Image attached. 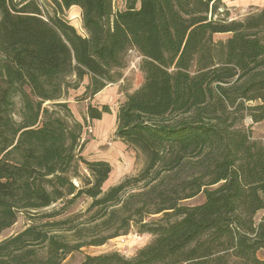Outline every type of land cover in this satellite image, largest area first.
Instances as JSON below:
<instances>
[{
    "label": "trees",
    "instance_id": "trees-1",
    "mask_svg": "<svg viewBox=\"0 0 264 264\" xmlns=\"http://www.w3.org/2000/svg\"><path fill=\"white\" fill-rule=\"evenodd\" d=\"M50 1L46 18L38 0H0V235L30 222L0 242V264H63L133 231L153 238L133 257L80 264H264V142L243 124L264 122V8L235 20L223 0ZM131 51L143 83L116 136L143 166L108 186L112 165L82 155L85 126L61 101L70 77L91 98L122 80Z\"/></svg>",
    "mask_w": 264,
    "mask_h": 264
},
{
    "label": "rangeland",
    "instance_id": "rangeland-1",
    "mask_svg": "<svg viewBox=\"0 0 264 264\" xmlns=\"http://www.w3.org/2000/svg\"><path fill=\"white\" fill-rule=\"evenodd\" d=\"M114 1L116 9L125 7L124 0ZM38 4L46 18L54 15L50 0H38ZM223 5L228 9L230 19L241 20L248 14L264 8V0H223ZM224 7H221V11L225 10ZM65 18L80 34L85 35L80 8L72 7L65 12ZM227 37V35H217L216 40L226 39ZM142 59L143 57L136 51L128 53L127 67L122 71L123 79L117 83L107 85L104 90L92 98L85 93L89 78H86L81 86L77 88L73 86L75 78L70 77L71 88L66 90L65 98L61 101L68 103L74 118L85 126L81 140V143H84L82 155L88 160H106L112 165L113 171L108 186L116 185L125 177L136 174L143 166V162L137 160L135 150L128 147L116 136L117 114L121 104L126 100L127 94L133 93L143 83V74L139 69ZM17 102V109H19L20 102L18 98ZM49 104L51 103L47 102L45 105ZM89 105L98 108L108 105L111 108V113L103 114L101 120H90L87 118ZM243 124L245 128L251 131L254 139L264 142V122L254 123L250 118H246ZM204 201L205 197L201 195L187 202V205L194 206ZM88 203L89 200L82 201L74 210H85ZM262 216L263 212H260L256 217V221L259 222ZM29 223L27 216L21 213L17 222L0 235V242L23 231ZM152 239L151 235H140L133 231L128 235L114 238L103 246L85 247L81 251L74 252L66 257L63 264H80L87 255H101L111 252H118L127 258H131L138 250L148 245Z\"/></svg>",
    "mask_w": 264,
    "mask_h": 264
}]
</instances>
